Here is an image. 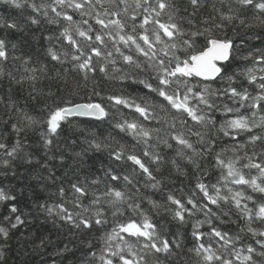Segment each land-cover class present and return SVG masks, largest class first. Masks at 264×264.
<instances>
[{
  "label": "snow or ice",
  "instance_id": "6c2138e0",
  "mask_svg": "<svg viewBox=\"0 0 264 264\" xmlns=\"http://www.w3.org/2000/svg\"><path fill=\"white\" fill-rule=\"evenodd\" d=\"M0 9V264H264V0Z\"/></svg>",
  "mask_w": 264,
  "mask_h": 264
},
{
  "label": "trees",
  "instance_id": "16d2710c",
  "mask_svg": "<svg viewBox=\"0 0 264 264\" xmlns=\"http://www.w3.org/2000/svg\"><path fill=\"white\" fill-rule=\"evenodd\" d=\"M0 10H2V9H0ZM33 47L34 48H38L39 47V44L36 43V42H33ZM75 119H77V120H84V121H88L89 120V119H85V118H75ZM14 247H15V245H14Z\"/></svg>",
  "mask_w": 264,
  "mask_h": 264
},
{
  "label": "water",
  "instance_id": "95a60500",
  "mask_svg": "<svg viewBox=\"0 0 264 264\" xmlns=\"http://www.w3.org/2000/svg\"><path fill=\"white\" fill-rule=\"evenodd\" d=\"M78 118H86V117H78Z\"/></svg>",
  "mask_w": 264,
  "mask_h": 264
}]
</instances>
